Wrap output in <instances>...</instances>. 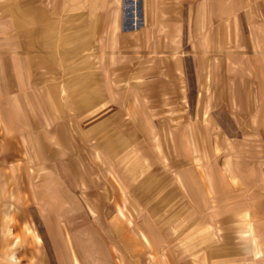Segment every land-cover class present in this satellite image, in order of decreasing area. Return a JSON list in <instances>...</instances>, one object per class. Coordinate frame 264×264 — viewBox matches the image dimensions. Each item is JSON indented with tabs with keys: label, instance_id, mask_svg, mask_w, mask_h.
Wrapping results in <instances>:
<instances>
[{
	"label": "rangeland",
	"instance_id": "1",
	"mask_svg": "<svg viewBox=\"0 0 264 264\" xmlns=\"http://www.w3.org/2000/svg\"><path fill=\"white\" fill-rule=\"evenodd\" d=\"M20 2L22 8L17 9ZM51 5V0H0V54L7 52L8 45L14 48L17 33L31 32L30 22L36 20L33 10L48 12L42 21L49 16L59 23L75 16L51 15ZM254 17L250 14L248 22L242 23L243 34L251 31ZM89 20L98 21L93 14ZM89 30L88 68L94 76L88 94L90 112L102 100L97 98L102 92L97 91L96 77L105 71L97 57L100 31L92 26ZM142 31L135 37L149 35ZM57 34L54 26L52 31L42 30L41 36L50 39ZM252 48V57L259 56L257 48ZM188 50L184 107L173 96L162 103L144 98L154 115L150 131L141 123L137 129L131 127L138 111L129 109L128 103V109L113 118L106 108L101 125L84 133L73 118L74 110L66 107L60 110L65 116L57 119L53 135L57 152L52 154L57 157H50L49 142L36 143L40 148L32 149L33 155L22 143L10 144V163L1 164L0 159V198H9L0 205L3 264H14L9 257L13 252L18 264H74V255L82 264H121L120 260L122 264H165L163 252L172 264H264V237L257 256V247L241 238L249 220L239 216L256 209V232L264 231V74L248 87L244 79L224 76L232 72L220 66L199 78V68H211L213 62L194 60ZM132 53L139 59L120 68L122 74L131 70L129 81L120 73L118 77L105 74L107 85L123 80L122 98L131 96V88L145 97L149 90L146 69L156 66L142 61L149 52L139 45ZM74 61L71 67L77 69ZM251 63L259 65L258 74L264 73V61L252 58ZM108 64L106 70H110ZM74 89L77 95H62L69 106L87 88ZM73 129L80 132L71 135ZM132 130L139 134L137 139L130 135ZM117 131L120 135L114 134ZM3 133L0 118V157ZM212 188L211 199L203 197ZM227 213V220L216 223ZM205 221L213 227L208 229ZM145 228L149 229L148 246L139 238Z\"/></svg>",
	"mask_w": 264,
	"mask_h": 264
},
{
	"label": "crops",
	"instance_id": "2",
	"mask_svg": "<svg viewBox=\"0 0 264 264\" xmlns=\"http://www.w3.org/2000/svg\"><path fill=\"white\" fill-rule=\"evenodd\" d=\"M51 3V15L65 12L75 16H68L59 23L53 22L49 16L45 18L46 21H42L48 12L39 8L33 10L36 20L30 22L33 24L31 32L27 34L19 30L14 48L11 50L8 45L7 52L0 54V118L4 130L1 138V164L4 161L6 165L10 163L13 157L7 148L15 142L22 143L23 149L31 154L32 149L36 152L40 148V144L36 143L49 142L50 157H57L52 154V151L57 152V147H54L57 137L53 135L58 130L57 119L65 116L60 110L66 107L74 110L72 115L81 127V133L85 130L90 132L93 126L101 125L106 118V108L112 111L113 118L119 111L128 109V105L129 109L138 111L136 123L131 127H138L141 123V126L149 130V126H154V115L150 112L149 100L145 101L144 98L150 99V103H162L173 96L174 101L184 107L186 47H189L192 59L199 62L205 59L211 65L213 62L211 68H199V78L205 75L203 73L206 70L215 72L220 66L233 73L224 76L244 79L248 87L253 79L264 74H258L259 65L251 63L252 58L264 61V0H51ZM21 8L20 2L17 9ZM107 13L110 16L107 17ZM92 14L98 19L97 22L89 20ZM250 14L255 15L253 21L256 22H251V31L243 34L242 23L248 22ZM54 26L60 35H51L50 39L41 36L42 30L52 31ZM90 26L100 31L97 57L103 64L105 74L107 71L118 77L120 73L128 76L129 81L131 70L122 74L124 70L120 68L125 62L139 59L134 56L132 49L139 45L149 52L142 61L147 66H151L149 62H155L156 66L146 69L145 78L149 90L145 97L138 96L137 89L131 88V96L122 98L126 93V90H122L123 80L108 81L107 85L105 74L98 72V77L95 75L99 88L97 91L102 92V95L97 98L102 97V100L99 99L96 108L89 112L91 102L88 94L91 77L94 78L88 68ZM142 30L145 33L149 31V35L145 34L144 38L135 37H140ZM230 31L231 35L228 34ZM70 41H73L72 45L65 44ZM252 47L257 48L259 56L252 57ZM74 60L77 69L71 67ZM107 61L110 70H106L107 66L104 68ZM79 85H85L87 89L77 96L80 99L71 101L69 106L70 102H66L62 95L76 94L74 88ZM143 110L145 112L142 113ZM74 131L80 132L73 129L71 135ZM119 133L117 131L114 134ZM148 134L151 138V134ZM130 135L137 139L139 134L132 130ZM213 190L204 191L203 197L211 199ZM8 199L0 198V205L7 203ZM223 216L226 217L221 221L230 217L228 213ZM261 230L258 231L260 239L264 237V231ZM197 252L194 250L193 253L197 255ZM1 254L0 251V264H3ZM193 264L205 262L194 261Z\"/></svg>",
	"mask_w": 264,
	"mask_h": 264
},
{
	"label": "bare ground",
	"instance_id": "3",
	"mask_svg": "<svg viewBox=\"0 0 264 264\" xmlns=\"http://www.w3.org/2000/svg\"><path fill=\"white\" fill-rule=\"evenodd\" d=\"M241 215H239L240 217H244L246 220H249V229L248 230H242L240 233H241V238L243 239H249L252 244L257 247V251H256V255L257 256H260L261 253H262V250L259 247V244H260V238L258 236V233L256 232V228H255V223L256 221H258L259 219V215L258 213L256 212V209H253V210H246L244 213H240ZM210 222H212V220L209 218L208 219ZM206 222V221H205ZM210 222H206V226L208 229H211L213 227L212 223ZM221 220L220 221H217L216 223H219L221 224ZM11 228H8L7 232H10ZM151 234V232H150ZM140 241L145 245V246H148L150 245V238H149V229L145 228L144 231L141 232L140 236ZM226 243V241L224 242V244ZM162 250V249H161ZM164 250V249H163ZM162 250V251H163ZM168 254H165L163 252L162 254V257L164 258V263L165 264H172V262L170 261L169 258H167ZM10 259L11 261L14 262V264H18L17 263V259H16V256L14 254V252L12 254H10ZM197 259V258H195ZM73 261H74V264H82L80 262V259L78 258V256L74 255L73 257ZM121 264L123 263V260H120ZM175 264V263H174Z\"/></svg>",
	"mask_w": 264,
	"mask_h": 264
}]
</instances>
